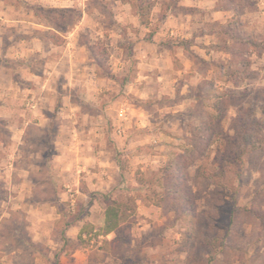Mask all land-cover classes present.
Returning a JSON list of instances; mask_svg holds the SVG:
<instances>
[{
	"label": "clouds",
	"instance_id": "obj_1",
	"mask_svg": "<svg viewBox=\"0 0 264 264\" xmlns=\"http://www.w3.org/2000/svg\"><path fill=\"white\" fill-rule=\"evenodd\" d=\"M0 264H264V0H0Z\"/></svg>",
	"mask_w": 264,
	"mask_h": 264
}]
</instances>
